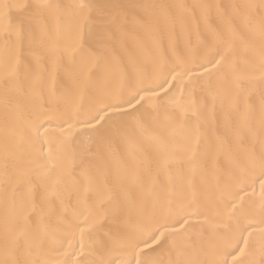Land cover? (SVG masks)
I'll list each match as a JSON object with an SVG mask.
<instances>
[{
    "label": "bare ground",
    "instance_id": "obj_1",
    "mask_svg": "<svg viewBox=\"0 0 264 264\" xmlns=\"http://www.w3.org/2000/svg\"><path fill=\"white\" fill-rule=\"evenodd\" d=\"M262 185L264 0H0V264H264Z\"/></svg>",
    "mask_w": 264,
    "mask_h": 264
},
{
    "label": "snow or ice",
    "instance_id": "obj_2",
    "mask_svg": "<svg viewBox=\"0 0 264 264\" xmlns=\"http://www.w3.org/2000/svg\"><path fill=\"white\" fill-rule=\"evenodd\" d=\"M141 99H142V97L137 95L135 98L129 100L126 105H121V109L123 110V109H125L127 107L136 108L137 105L140 103ZM104 114L107 115V111H105ZM100 120H102V116L98 115L96 117V120L93 121V125H95V123L97 121H100ZM262 187H264V185H262ZM157 235H161V233L158 232ZM153 240H155L156 243H159V240L156 239V236H153L152 240H149V241L146 242L148 247L152 246ZM242 243L246 244V242H243V241H242ZM237 253H239V256H242L244 254L243 253V249L237 248L236 251L231 254L232 255V264H236V261L239 259V256L237 255ZM225 264H227V261H225Z\"/></svg>",
    "mask_w": 264,
    "mask_h": 264
}]
</instances>
